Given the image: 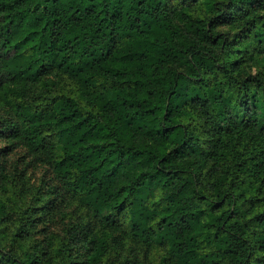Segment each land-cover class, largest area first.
Masks as SVG:
<instances>
[{"label":"trees","instance_id":"16d2710c","mask_svg":"<svg viewBox=\"0 0 264 264\" xmlns=\"http://www.w3.org/2000/svg\"><path fill=\"white\" fill-rule=\"evenodd\" d=\"M260 3L0 0L2 128L85 212L88 264H264ZM31 208L0 177V264H73Z\"/></svg>","mask_w":264,"mask_h":264},{"label":"rangeland","instance_id":"374dc122","mask_svg":"<svg viewBox=\"0 0 264 264\" xmlns=\"http://www.w3.org/2000/svg\"><path fill=\"white\" fill-rule=\"evenodd\" d=\"M199 7L209 11L205 3L200 2ZM257 8L264 14V3H260ZM223 29L234 34L240 31V25L229 21ZM258 58L263 59V55ZM254 65L253 72L263 70L264 64L259 62ZM5 119H11L10 112L0 105V177L2 182L11 186L12 191H16L18 203H23L24 207L27 203L32 204L29 215L32 240L45 245L52 236L65 238L71 262L88 264L89 248H92L89 239L94 233L93 227L88 225V217L62 189L52 168L40 161L18 138L5 132L2 128ZM44 204L48 205L47 210H40L38 206ZM115 235L119 233L115 232ZM123 247L120 241L117 251L123 256H129V250ZM154 256L139 253L136 264H150Z\"/></svg>","mask_w":264,"mask_h":264}]
</instances>
